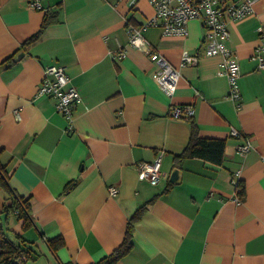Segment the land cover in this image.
I'll use <instances>...</instances> for the list:
<instances>
[{
  "label": "crops",
  "instance_id": "0c3cea01",
  "mask_svg": "<svg viewBox=\"0 0 264 264\" xmlns=\"http://www.w3.org/2000/svg\"><path fill=\"white\" fill-rule=\"evenodd\" d=\"M253 1L251 15L229 24L226 45L240 66L233 101L222 57L204 55L198 20L185 38L149 27L147 47L138 49L128 27L154 17L147 0H44L43 10L0 0V166L9 186L0 184V213L12 194L29 199L28 229L17 212L1 217L7 236L17 243L20 236L36 253L27 264H100L143 206L133 248L114 264H264V71L253 60L264 0ZM47 13L59 22L23 47ZM183 51L197 54V66L181 67ZM150 52L179 70L174 94L154 80ZM49 66L65 68L79 92L72 132L54 99L36 95ZM185 106L192 117H171ZM190 119L200 137L225 142L222 164L175 159L190 140ZM247 142L249 152L239 153ZM157 157L161 179L152 186L137 166ZM56 237L64 245L53 252L48 240Z\"/></svg>",
  "mask_w": 264,
  "mask_h": 264
},
{
  "label": "built area",
  "instance_id": "2783aa9c",
  "mask_svg": "<svg viewBox=\"0 0 264 264\" xmlns=\"http://www.w3.org/2000/svg\"><path fill=\"white\" fill-rule=\"evenodd\" d=\"M44 0H29V7L33 10H43ZM154 8V17L140 28L129 25L128 33L130 44L138 49H146V41L142 34L149 27H159L166 37H187L188 23L198 20L205 28L203 37L204 55L207 57H222L221 74L229 82V98L233 101L240 99L238 80L240 66L227 47L230 38L229 24L242 20L253 12V0H147ZM150 60L155 63L158 70L154 73V80L168 95L175 93L180 78V72L157 52H150ZM253 60L257 63V70L264 71V29L259 30L258 45ZM199 58L183 51L181 67L186 65L197 66ZM38 97H50L55 101L56 111L67 119V131H73L74 110L80 103V95L71 85L65 68L49 66L44 70L43 79L38 87ZM175 119L190 118L194 115L191 107H175L170 112ZM232 136H237L236 130H231ZM250 143L237 147L241 154L249 152ZM138 173L141 180L155 186L161 179V158L153 162L139 163ZM113 196L117 193L115 188L109 189Z\"/></svg>",
  "mask_w": 264,
  "mask_h": 264
},
{
  "label": "trees",
  "instance_id": "16d2710c",
  "mask_svg": "<svg viewBox=\"0 0 264 264\" xmlns=\"http://www.w3.org/2000/svg\"><path fill=\"white\" fill-rule=\"evenodd\" d=\"M58 22L57 15L53 13L45 14L39 31L31 36L23 44V47L35 42L49 26L57 24ZM190 122H192V119H190ZM224 148L225 142L223 140L200 137L196 125L192 122V131L188 145L175 159L200 158L213 164L220 165L223 162ZM3 170L4 169L0 166V184L4 188L8 189V182ZM236 186L238 189V194L241 197V199L239 198L241 201L244 197L245 189L240 182H238ZM12 195L14 197L13 201L9 205L5 206L2 213H0V264H27L25 259L26 261L33 260V256L36 253L32 247H27V241L20 236H17L16 239L20 243L11 240L7 236L4 229V222L6 220H3L1 217L4 216V218L7 219L17 212L16 216L23 222V229H28L33 223L30 216L29 199L16 196L15 194ZM149 203H151V201ZM145 211L146 206H143L133 214L127 223L123 242L108 257L103 259L100 264H114L129 254L133 248V226L142 217ZM48 245L53 250V252H56L63 247L64 241L61 237H56L48 240Z\"/></svg>",
  "mask_w": 264,
  "mask_h": 264
},
{
  "label": "water",
  "instance_id": "95a60500",
  "mask_svg": "<svg viewBox=\"0 0 264 264\" xmlns=\"http://www.w3.org/2000/svg\"><path fill=\"white\" fill-rule=\"evenodd\" d=\"M178 176H179V170L176 169V170L173 171L170 181L173 182V183L177 182Z\"/></svg>",
  "mask_w": 264,
  "mask_h": 264
}]
</instances>
